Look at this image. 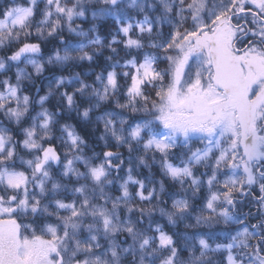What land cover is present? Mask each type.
<instances>
[{
  "label": "snow or ice",
  "instance_id": "1",
  "mask_svg": "<svg viewBox=\"0 0 264 264\" xmlns=\"http://www.w3.org/2000/svg\"><path fill=\"white\" fill-rule=\"evenodd\" d=\"M40 2L44 8L37 21ZM129 9L143 19L131 18ZM89 11L93 21L114 18L117 29L110 41L95 23L87 31L74 26ZM65 28L83 39L65 41L60 35ZM33 36L58 37L63 48L43 60L41 44L30 42ZM116 45L130 58L121 62ZM105 48L109 63L95 74V83L80 73L53 75L45 95L36 89L37 100L24 91V82L32 81L28 66L36 75L45 64L71 68L93 62ZM0 49L10 52L0 56V73L15 68L14 82L0 80V116L23 137L17 140L0 121V264H264V0H28L27 6L0 0ZM50 98L57 111L45 106ZM34 104L39 111L33 115ZM110 105L121 111L109 110ZM124 111L140 119L129 123ZM72 113L86 125L103 126L98 139L106 148L110 139L127 147L120 196L107 195L105 187L125 163L121 154L91 149L92 155L85 154L88 141L75 125L60 121ZM149 160L186 194L172 199L171 211L158 208L170 225L192 218L187 193L190 189L194 199L206 187L201 213L184 227L223 225L224 230L169 234L152 219L155 208L135 207L136 198L151 202L165 193L163 179L146 177V184L133 175L135 166L151 169ZM53 166L61 167V178L75 176L92 186L73 187L78 200L57 198L68 185L52 175ZM197 167L206 171L197 176ZM130 184L137 186L135 194ZM122 209L129 213L126 220ZM146 213L148 227L141 230ZM119 234L132 243L119 242ZM218 237L226 242H216ZM223 252L226 259L215 258Z\"/></svg>",
  "mask_w": 264,
  "mask_h": 264
},
{
  "label": "trees",
  "instance_id": "2",
  "mask_svg": "<svg viewBox=\"0 0 264 264\" xmlns=\"http://www.w3.org/2000/svg\"><path fill=\"white\" fill-rule=\"evenodd\" d=\"M18 3L27 6L28 5V0H17ZM44 8V4L43 2H40L37 5V10H36V17L35 19L38 21L39 19H41V10ZM129 16L133 19H143V14L142 13H138L136 12L134 9H129ZM95 23L97 25V29H98V33L101 37H103L105 39V42L110 41L112 39V35L116 33V29H117V25L116 22L114 20L113 17H103L101 19H98L96 21H93L92 16H91V12L89 11L86 14V19L85 18H78L75 20L74 22V26L75 25H79L81 26L85 31H87L89 28H91L92 24ZM61 36H63L65 41H72L73 43H76L80 40H82L83 38L80 37H76L74 34L69 33L67 28H65L63 30V32L60 33ZM118 39H124V37L121 35L117 36ZM133 38H135V32H133ZM30 42H34V43H40L41 44V49H42V59L46 60L47 57L49 55L52 54L54 49H62L63 45L60 43V39L58 37H49L46 40H38L35 36H33L32 38H30ZM86 42V41H85ZM116 47L118 48V50L120 51V59L121 62H123V59H127L130 58L128 56H126V50L123 49V45H116ZM89 52H92V49L89 48L87 49ZM132 55H137V53L135 51H133L131 53ZM5 55H10V52H6L5 50L0 49V56H5ZM111 55V52L105 48L101 50V53L98 54L95 58V60L93 62H88V61H83L80 62V64L78 66H74L71 68H60L59 66H49L47 64H45V69L43 71V73H41L40 75H36L34 69L31 66H28L27 71L29 73L32 74V81H25V88L24 91L26 92V94L30 95L33 98V101L38 99L37 96V92L36 89L39 88L40 92L39 95H45L47 92V86L49 84L50 78L53 75H64V76H69L71 74L74 73H80L82 79L85 80V82L89 83V84H93L95 83V74L99 73L101 71H103L107 64L109 63L108 61H106V57ZM20 67H24L23 64L20 65ZM117 71H120V69H117ZM7 77H11L13 79V82L15 80V68H12L11 70L7 71V72H3L0 73V80L5 79ZM121 84L123 83V80L121 79ZM97 87H99V84L96 85ZM73 88L72 86H68V91H72ZM119 98L121 100V102H125V98L123 96V93L121 92L119 95ZM46 107H48L51 111H57L56 108V99H51L50 101L46 103L45 105ZM34 111H33V115L35 114V111H39V106L34 104ZM115 109L114 105H110L109 106V110H113ZM103 110V106L101 111ZM60 111H64L63 109H60ZM115 111L119 112L121 110L119 109H115ZM96 114L99 113H95L93 114V118ZM124 116H126L129 120V123L133 122L134 120H139L140 119V114H131L128 113L127 111H124ZM0 121L4 122V126L5 127H11L13 129V133L14 135H16V139L17 140H21L23 139V137L21 135L18 134L16 128L14 125H10L8 124V122L5 120V118L3 116H0ZM61 123H71L73 125L76 126L77 131L79 132L80 135L84 136V138L88 141V145L89 148H86L85 154L87 155H92V151H95L96 153H102L103 151H108L111 150L113 152H118L121 154V158L125 161V163L123 165H121V168L119 170V172H113L111 174V176L109 177L110 179H112L114 181V183L112 185H107L105 187V193L111 197H118L120 196L121 190H120V184L123 183V181L127 178V168L129 167L128 165V157H129V153L127 150V147H117L116 143L114 140L109 141V147H105L104 146V142L99 140L98 137L103 133V126L100 125L99 127H96L95 125H86L82 120H80V118H78L75 113L71 114V118L69 119L68 116H63L60 118ZM25 126H27V122L25 123ZM56 135H60L59 131L56 132ZM55 145H59L60 141L56 140L54 141ZM90 149L92 151H90ZM57 151L61 152L63 151V149H61L60 147H57ZM20 155H23L25 157V159L31 158V155L24 152V151H20ZM135 155V153L133 154ZM151 155V154H149ZM102 158V157H101ZM156 159L157 161L159 160V154H156ZM61 160L63 161V155L61 156ZM98 162V161H96ZM173 163H179L178 160L173 159L172 160ZM113 163H117V161H113ZM138 163V162H137ZM148 163L151 165V169L146 168L144 166H135L134 167V171H133V175L135 178L137 179H141V180H145L146 184H147V180L145 179L146 177H151L154 180H160L163 179L165 182V193L162 194L158 199H154L151 202L149 201H141L139 200V198H136L133 201V205L135 207L138 208H155L156 210L152 213V219L163 225L164 226V230L166 232H168L169 234H180L181 236H183V234L187 233L188 235H193L194 233H199L201 235H204L206 233H208L209 231H214V232H220L222 230H224V226L223 225H217L216 227L209 229L206 226H201L199 228H185L184 225L185 223H190V224H194L195 223V215H199L201 213V209L203 207L204 204V199L203 196L207 193V188L203 187L201 189V193L196 197V198H192L191 197V190L189 189L188 193H187V198L190 199V202L192 204V207L194 209L193 213H192V218L187 219L185 221H182L180 223H178V225L173 226L170 225L167 222L166 217H162L158 211L159 207H165L167 210L171 211V204H172V199H177V198H182L185 197V193L181 190L180 184L178 182H174L164 176L161 175L160 172V168L159 165L156 163H153L151 160L148 161ZM77 168H79L80 171H85L84 167L82 166V164L77 163L75 165ZM61 167L59 166H53L51 169L52 175L57 179L60 180V182L62 184H67L68 185V189L67 191H61L57 198L59 199H64L66 201H71V200H78L80 199L79 194H75L72 192L73 187H79L81 184L87 183L89 185V187L92 186V182L89 181H84V180H80L79 182H77L76 177L75 176H71L70 178H61L59 173L61 171ZM206 171L204 168L202 167H197L196 169H194V172L197 176L200 175L201 172ZM210 172V169L208 170ZM202 179H207V177H203ZM157 188V191L159 190V186L158 185H154ZM50 187V185H49ZM188 187V182H185V188ZM138 190L136 185L130 184L129 185V191L132 192L133 194H135V192ZM145 194L147 195V188L145 190ZM259 193L257 192V195ZM170 195L172 198H170ZM160 200H163L164 203H160ZM43 202H47V200L42 201ZM96 202L98 203H103L102 200H97ZM110 207V205H109ZM240 207V206H238ZM51 210H55V209H51ZM242 211L247 212L249 211V208L247 206V203L245 204V206L242 208ZM254 211V209H253ZM67 213H64L63 211H61V215H66ZM129 217V213L125 210H121V219L122 220H126ZM139 217V213L138 212H133L131 213V218L133 221H135L137 218ZM52 222H55L54 218H52ZM90 222V221H89ZM251 223H256L255 219H252L250 221ZM153 228L155 227V223L152 225ZM138 227L141 230L147 229L148 227V219H147V213L145 214V220L143 224L138 225ZM149 235L154 234L153 232H149ZM117 240L119 242H123L125 240H127L128 244H131L132 241L131 239L126 235V234H119L117 236ZM102 243H104V241H101ZM219 243H223L226 242L223 237H218L217 241ZM182 241L180 242L181 246H182ZM211 243V241H210ZM123 246H127V244H124ZM198 254V253H197ZM189 255L188 252H183L182 256L184 258H187ZM226 252L223 253H219L216 255V259H226Z\"/></svg>",
  "mask_w": 264,
  "mask_h": 264
},
{
  "label": "rangeland",
  "instance_id": "3",
  "mask_svg": "<svg viewBox=\"0 0 264 264\" xmlns=\"http://www.w3.org/2000/svg\"><path fill=\"white\" fill-rule=\"evenodd\" d=\"M200 146H201L200 144H194V147H200Z\"/></svg>",
  "mask_w": 264,
  "mask_h": 264
}]
</instances>
